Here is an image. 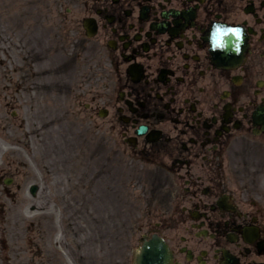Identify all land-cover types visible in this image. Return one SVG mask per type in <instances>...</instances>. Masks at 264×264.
<instances>
[{"label": "flooded vegetation", "instance_id": "af4514ba", "mask_svg": "<svg viewBox=\"0 0 264 264\" xmlns=\"http://www.w3.org/2000/svg\"><path fill=\"white\" fill-rule=\"evenodd\" d=\"M52 6L93 54L89 121L161 177L138 243L157 236L169 264H264V0Z\"/></svg>", "mask_w": 264, "mask_h": 264}, {"label": "rangeland", "instance_id": "374dc122", "mask_svg": "<svg viewBox=\"0 0 264 264\" xmlns=\"http://www.w3.org/2000/svg\"><path fill=\"white\" fill-rule=\"evenodd\" d=\"M52 1L0 0V264H122L167 198L89 121L93 54Z\"/></svg>", "mask_w": 264, "mask_h": 264}, {"label": "water", "instance_id": "95a60500", "mask_svg": "<svg viewBox=\"0 0 264 264\" xmlns=\"http://www.w3.org/2000/svg\"><path fill=\"white\" fill-rule=\"evenodd\" d=\"M166 249L163 243L155 238L148 244H145L141 250L138 264H167ZM154 256H161L162 258H155Z\"/></svg>", "mask_w": 264, "mask_h": 264}]
</instances>
